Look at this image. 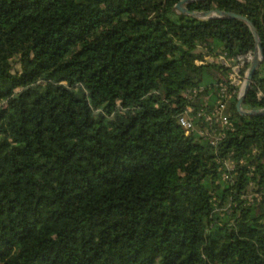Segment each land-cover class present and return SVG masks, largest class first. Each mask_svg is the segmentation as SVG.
Instances as JSON below:
<instances>
[{
  "label": "trees",
  "instance_id": "trees-1",
  "mask_svg": "<svg viewBox=\"0 0 264 264\" xmlns=\"http://www.w3.org/2000/svg\"><path fill=\"white\" fill-rule=\"evenodd\" d=\"M179 1L0 0V264H264V116L230 85L219 144L178 123L184 91L204 87L198 109L229 82L205 57L255 40ZM187 7L246 16L264 52V0ZM261 69L244 108H264Z\"/></svg>",
  "mask_w": 264,
  "mask_h": 264
},
{
  "label": "built area",
  "instance_id": "built-area-1",
  "mask_svg": "<svg viewBox=\"0 0 264 264\" xmlns=\"http://www.w3.org/2000/svg\"><path fill=\"white\" fill-rule=\"evenodd\" d=\"M208 58L209 56L205 57L206 60H208ZM216 58L218 62L228 69L229 82H218L215 98L212 100L213 102L210 101V95H203L198 109H195L192 104L197 101L199 94L204 92V87H195L184 91L183 96L187 98L188 101L192 102V104H188L185 111L178 117V123L186 135L195 131L202 139L207 140L212 146H216L223 141L227 132L234 131V122L227 112L229 100L233 95L230 85L238 86L240 92L245 82L248 69L244 74H242V70L246 63L252 61L253 52L236 58L229 57L225 52H222L218 53ZM196 63L200 64L202 61L196 60ZM217 162L220 164L219 170L222 171V179L234 184V175L237 174L235 172L236 164L234 161L227 158L218 160ZM242 162L241 160L240 163ZM261 198L262 196L258 193L247 197L248 202H252L255 199L260 200Z\"/></svg>",
  "mask_w": 264,
  "mask_h": 264
},
{
  "label": "water",
  "instance_id": "water-1",
  "mask_svg": "<svg viewBox=\"0 0 264 264\" xmlns=\"http://www.w3.org/2000/svg\"><path fill=\"white\" fill-rule=\"evenodd\" d=\"M200 0H180L176 5L175 9L182 14L188 15L196 20L200 21H208L213 19H238L244 22L248 28L251 30L252 35L255 40V50L253 52V58L250 62V66L247 70L246 79L241 87L240 93L238 94V100L236 103L237 112L244 116H264V108L261 109H248L243 107V102L245 96L250 88L252 78L256 71L259 69L260 65L264 60V52L261 46V41L259 38L258 31L254 24L246 17L241 14L224 11L219 9L212 10H189L187 5L190 3H194Z\"/></svg>",
  "mask_w": 264,
  "mask_h": 264
},
{
  "label": "rangeland",
  "instance_id": "rangeland-1",
  "mask_svg": "<svg viewBox=\"0 0 264 264\" xmlns=\"http://www.w3.org/2000/svg\"><path fill=\"white\" fill-rule=\"evenodd\" d=\"M197 50L199 51V50H202V49H201V48H197ZM207 61H208V62H212V61H217V62H218L216 56H215V57H214V56H209V58H208ZM263 73H264V70L261 69V74H263ZM239 93H240V92H239Z\"/></svg>",
  "mask_w": 264,
  "mask_h": 264
}]
</instances>
